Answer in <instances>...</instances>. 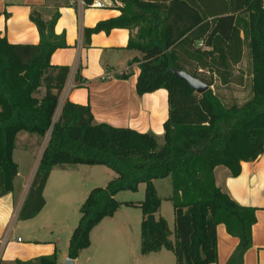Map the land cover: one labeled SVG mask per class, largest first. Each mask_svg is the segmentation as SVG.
I'll return each mask as SVG.
<instances>
[{"label": "trees", "instance_id": "trees-1", "mask_svg": "<svg viewBox=\"0 0 264 264\" xmlns=\"http://www.w3.org/2000/svg\"><path fill=\"white\" fill-rule=\"evenodd\" d=\"M118 1L124 3L122 14L84 29L85 43L101 32L139 28L128 45L142 55L133 60L141 69L137 93L142 97L161 89L168 92L163 145L154 133L96 124L90 106L67 101L60 110L70 67L53 65L52 57L68 48L66 35L55 33L59 13L46 22L34 11L31 20L39 31L38 45L11 44L0 34V199L14 191L18 136L49 135L19 213L21 221L41 213L47 182L57 167L104 166L117 174L106 187L93 189L81 206L69 259L76 260L91 246L94 228L126 206L143 213V255L166 249L174 253L176 264H215L217 227L224 225L240 241L231 264H243L252 245L256 209L239 205L218 187L215 170L225 167L235 178L242 173V163L264 154V0ZM83 2L89 6L93 0ZM245 45L251 59V97L243 105L227 106L199 70L216 74L221 67L222 75L229 76L230 69L242 62ZM192 64L199 73L187 70ZM173 70L201 80L209 90L196 93ZM167 178L172 182L174 232L160 215L155 225L147 219L158 215L162 206L154 181ZM141 184L146 186L143 201L116 199L122 192L137 193ZM13 264L60 263L55 252Z\"/></svg>", "mask_w": 264, "mask_h": 264}, {"label": "crops", "instance_id": "crops-1", "mask_svg": "<svg viewBox=\"0 0 264 264\" xmlns=\"http://www.w3.org/2000/svg\"><path fill=\"white\" fill-rule=\"evenodd\" d=\"M81 1L83 0H0V34L11 44L38 45L40 35L31 20L32 13L38 12L46 22L59 13L55 33L57 35L65 33L68 48L56 51L52 57V64L70 67L68 82L60 97V110L67 101L90 106L96 124L129 128L140 133H154L161 141L165 134L164 124L169 116L168 92L161 89L142 97L137 93L141 69L140 62L133 60L141 58L142 55L138 51L129 50L128 45L130 39L137 37L139 28L114 29L109 34L104 32L94 34L89 44H86L84 29L94 28L101 21L119 17L124 3L120 1V4L106 9H94L82 4ZM106 4L109 5L110 1L107 0ZM245 53L244 47L243 54ZM34 137L27 133L18 136L13 157L19 166V173L14 181V191L0 199V263L13 264L18 260L26 262L57 252L58 262L64 264L69 257L68 251L60 249L63 244L61 236L64 233L72 234L74 229H69L64 223L59 228L49 223L47 190L50 187L61 190V186L70 183L71 180L78 184V189L80 186L83 187L87 178L95 175L93 169L97 166L87 168L91 169L90 175L84 174L88 167H84L85 165L55 168L44 191L45 207L34 219L21 221L36 223L41 219L39 230L33 231L32 239L25 241L19 236L15 222L20 221L19 213L44 151L37 159L35 152L38 151V147L28 148L27 145L22 147L19 145L23 139L32 141ZM104 173L110 180L117 177L110 169ZM215 178L218 187L226 191L235 202L256 209L257 222L252 230V245L244 255L243 264H264V154L254 162L242 163V173L238 177H232L225 167H218L215 170ZM164 180L166 179L154 181L158 196L160 195L157 183ZM141 186L142 184L137 193L140 192ZM72 192L75 194L74 190ZM90 192L89 189H81L76 196L85 202ZM172 192L165 199L160 197L162 206L159 214L155 215L156 220L159 215L164 216L162 213L164 200L170 201ZM118 212L94 228L91 233V246L80 253L74 260L75 264H176L174 253L166 249L143 255L141 230L138 234L129 222L117 220ZM166 220L169 224V219ZM142 221L143 219L141 224ZM38 233H44L46 240L37 239L35 234ZM217 236L218 261L215 264H231L240 241L229 235L224 225L217 227ZM70 238L71 235L68 238V246ZM171 239L174 241L173 235Z\"/></svg>", "mask_w": 264, "mask_h": 264}, {"label": "rangeland", "instance_id": "rangeland-1", "mask_svg": "<svg viewBox=\"0 0 264 264\" xmlns=\"http://www.w3.org/2000/svg\"><path fill=\"white\" fill-rule=\"evenodd\" d=\"M107 0H104L106 2ZM246 49V53L243 54V59L240 65H237L235 67H232L230 69V75L225 76L224 70L220 68H217V73L213 74L210 73V71L206 72H197L195 64H192V66H188L187 70L195 73L202 74L205 79H208L209 81L214 83V88H212L223 100V102L227 106H231L235 103L239 105H243L245 102H247L251 97V78L249 75V71L251 69V59L249 55V49L247 46H244ZM23 135V134H22ZM49 140V135L45 138L41 137H34L32 141L29 139L25 140L23 139L20 143V147L23 145H27V147H38V151L35 152L37 159L41 155V153L45 150L47 143ZM26 143V144H24ZM161 145H163L164 140L162 139L159 141ZM86 167V166H84ZM58 169H62L57 167ZM56 168V169H57ZM91 167H86L84 174L90 175L91 169H87ZM95 171V175L87 178L86 182L83 183V187L80 186L77 189L78 184L76 182H73L74 180H71L70 183L63 184L61 186V190H56V188H48L46 198L48 201V215L50 218V224L55 225L59 228V226L64 223L68 225L69 229H75L79 223V220L81 218L80 208L83 205V201L80 197L76 196V193L81 191V189L85 190H93L95 188H104L106 187L107 183H109L111 180L106 178V175L104 172H107L109 170L106 167L97 166L93 169ZM114 174H116L114 172ZM92 175V174H91ZM117 176V175H116ZM116 178V177H115ZM114 179V178H113ZM157 188L159 190V197L162 199H165L169 194L172 192V182L171 179L168 178L164 181H159L157 183ZM80 189V190H79ZM145 184H142L141 190L139 193H133V192H122L116 196V199L119 202H134L139 203L144 200L145 198ZM72 190L75 191V194L72 192ZM71 196H68V195ZM82 201V202H81ZM86 201V200H85ZM46 210V212H47ZM162 213L165 219H169L170 224V230L174 231V208L172 202L168 200H164V204L162 207ZM117 216V220L121 222H129V224L135 228L136 232L139 234L141 230V220L143 219V213L140 208L135 207H129V208H122ZM19 218V217H18ZM20 220V219H19ZM39 222H41V219L36 221V223H21L20 221H16L15 224L16 228L19 229V236H21L25 241H29L32 239V232L39 230ZM67 228V229H68ZM65 229V231L67 230ZM55 230V229H54ZM71 232V230H70ZM73 232V231H72ZM15 235H17L15 233ZM37 239H41L42 241L46 240V235L44 233L42 234H35ZM69 235L72 234H66L64 233L61 236L62 243L60 249L63 251H68V238ZM16 237V236H15Z\"/></svg>", "mask_w": 264, "mask_h": 264}, {"label": "water", "instance_id": "water-1", "mask_svg": "<svg viewBox=\"0 0 264 264\" xmlns=\"http://www.w3.org/2000/svg\"><path fill=\"white\" fill-rule=\"evenodd\" d=\"M173 74L178 77L181 80L186 81L198 94H204L209 90V86L206 85L201 80L194 78L190 74L181 71V70H173ZM149 225H155L156 224V216L155 215H149L148 216ZM64 264H75L74 260L66 259Z\"/></svg>", "mask_w": 264, "mask_h": 264}, {"label": "built area", "instance_id": "built-area-1", "mask_svg": "<svg viewBox=\"0 0 264 264\" xmlns=\"http://www.w3.org/2000/svg\"><path fill=\"white\" fill-rule=\"evenodd\" d=\"M110 4H106V2H104V0H93L92 4L89 5V7L94 8V9H106L109 6H113V5H118L120 4V1L118 0H109ZM82 4L85 5V3L83 1H81ZM19 241H21V239L19 238Z\"/></svg>", "mask_w": 264, "mask_h": 264}]
</instances>
